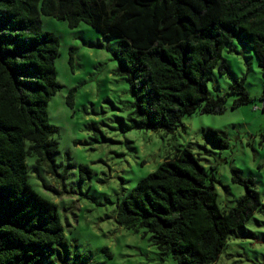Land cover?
<instances>
[{
    "label": "trees",
    "instance_id": "1",
    "mask_svg": "<svg viewBox=\"0 0 264 264\" xmlns=\"http://www.w3.org/2000/svg\"><path fill=\"white\" fill-rule=\"evenodd\" d=\"M41 15L115 39V74L132 98L128 129L173 134L185 116L222 114L229 96L233 108L253 102L244 79L232 80L224 96H208L214 71L228 74L219 61L235 41L257 59L264 113V0H0V264H88L90 252L79 253L76 240L67 239L53 200L66 193L73 167L60 172L55 161L58 130L48 103L60 90L59 42L42 31ZM73 97L71 89L69 108ZM87 130L94 143L108 141L95 125ZM204 137L217 150L228 147L222 131ZM200 161L188 147L167 155L121 193L113 210L119 227L142 232L175 264H214L229 237L261 209L253 180L236 171L231 180L244 195L220 209L215 178ZM77 170L80 181L92 176L88 167Z\"/></svg>",
    "mask_w": 264,
    "mask_h": 264
},
{
    "label": "rangeland",
    "instance_id": "2",
    "mask_svg": "<svg viewBox=\"0 0 264 264\" xmlns=\"http://www.w3.org/2000/svg\"><path fill=\"white\" fill-rule=\"evenodd\" d=\"M40 20L42 31L54 34L59 42L55 71L60 90L48 103L49 123L58 130L55 161L60 172L73 167L65 181L66 193L53 200L67 239L76 240L79 253L90 252L88 264H175L162 258L142 232L119 227L113 210L121 193L153 173L167 155L185 147L214 176L220 209L229 210L244 195V188L232 182V171L253 180L261 202V209L229 237L214 264H264L263 87L254 54L236 41L225 46L219 65L225 64L228 74L220 76L215 70L207 84L208 96L215 98L229 91L232 80L244 79L253 100L249 105L233 108L235 97L229 96L222 114L185 116L173 134L128 129L132 98L126 81L115 74L111 52L117 41L83 23L70 29L50 17L41 15ZM71 89L69 108L66 97ZM88 125H95L108 141L94 143ZM208 130L224 132L228 147L217 150L207 144ZM79 166L88 167L92 176L80 181Z\"/></svg>",
    "mask_w": 264,
    "mask_h": 264
}]
</instances>
